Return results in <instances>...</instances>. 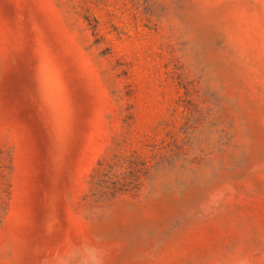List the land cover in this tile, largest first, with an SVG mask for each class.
Returning <instances> with one entry per match:
<instances>
[{"label": "rangeland", "instance_id": "1", "mask_svg": "<svg viewBox=\"0 0 264 264\" xmlns=\"http://www.w3.org/2000/svg\"><path fill=\"white\" fill-rule=\"evenodd\" d=\"M264 264V0H0V264Z\"/></svg>", "mask_w": 264, "mask_h": 264}, {"label": "clouds", "instance_id": "2", "mask_svg": "<svg viewBox=\"0 0 264 264\" xmlns=\"http://www.w3.org/2000/svg\"><path fill=\"white\" fill-rule=\"evenodd\" d=\"M96 264H101L100 260H97V261H96Z\"/></svg>", "mask_w": 264, "mask_h": 264}]
</instances>
